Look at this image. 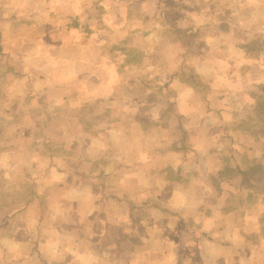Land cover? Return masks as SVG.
I'll use <instances>...</instances> for the list:
<instances>
[{"label": "crops", "instance_id": "obj_1", "mask_svg": "<svg viewBox=\"0 0 264 264\" xmlns=\"http://www.w3.org/2000/svg\"><path fill=\"white\" fill-rule=\"evenodd\" d=\"M2 10L0 38L14 39L0 40V65L27 60L28 72L39 54L49 58L48 41H21V30L36 27ZM155 11L167 23L129 28L140 33L137 57L101 55L82 42L71 45L74 57L62 53L59 74L45 63L31 81L13 76L19 101L2 107L1 126L27 128L32 150L46 146L29 154L46 168L35 189L46 195L45 212L27 220L38 231L22 232L16 218L13 233L0 234V264H100L118 249L144 264H176L184 252L202 264H248L239 245V260L223 256L228 241L250 239L252 258L264 259V205L255 195L238 199L264 162V0H173ZM148 42L157 45L151 53ZM187 176L204 183L192 188L181 182Z\"/></svg>", "mask_w": 264, "mask_h": 264}, {"label": "rangeland", "instance_id": "obj_2", "mask_svg": "<svg viewBox=\"0 0 264 264\" xmlns=\"http://www.w3.org/2000/svg\"><path fill=\"white\" fill-rule=\"evenodd\" d=\"M0 5L3 8L2 13L6 19H14L17 25L31 22V25L36 27V29L31 32L21 30L20 40L26 42L30 40L34 41V38H36V42L47 40V55L49 57L44 58V55L42 56L39 54L40 57L38 58L40 62L36 60V62L33 63V66L37 67L32 68L30 71L28 70V72H25L26 70L23 71L29 66L27 60L23 62L22 60L6 58L5 61L1 63L0 111H2L1 109L4 105L13 107L19 101L18 98L11 96V94L17 93L19 90V88L13 90L15 84V80H13L14 75L30 74L29 81H31L32 77L37 76L39 69L42 68L45 63L47 66L51 64L53 68L55 67L54 73H58V68L60 69L63 68L61 66H64L61 62L66 63V61H61L60 59L62 53H64V55L66 53L69 57H74L76 54L75 49L71 47L72 44H81L84 42V45L87 46L94 45L96 52L109 57L121 55L120 57L124 58L123 55L126 54L127 56V53L130 56L137 57L140 50V33L131 34L128 32L130 30L129 28L133 26L139 28V25L153 26L155 24L167 23L165 17H157L155 10L160 8H172L173 0H2L0 1ZM29 8H31V10ZM142 10L147 11L146 14L148 15L145 17H137ZM30 11L32 13H30ZM130 11L135 12V14L128 15ZM167 18L173 20L170 15ZM158 20L159 22H157ZM12 39H14V36L11 32L4 33V37L2 35L0 38V40H9L10 42ZM66 43L70 46L68 49H64V44ZM147 44L145 48L150 46V53L153 52L155 49H153L154 47L152 46L156 44L152 42H148ZM19 50L22 52L24 49L22 48ZM14 52H16V49L10 48L5 54L9 57ZM101 55L99 56L102 57ZM41 58L43 62H41ZM29 81L27 82L29 83ZM27 87L28 84H26V88ZM54 89L58 88L54 87ZM71 90H76V83L72 88L70 87V91ZM71 94L70 104L73 105L74 99L77 101V97H72L76 95V92ZM4 101L9 104H5L6 102ZM10 116H17V114ZM0 117L3 118L1 114ZM10 123L11 127L7 126V128L4 129L1 126L3 122L0 121V234L5 235H11L15 230L18 221L16 223V221L13 220L16 218L20 220L22 232L28 227H34V231H38L39 224L29 226L27 220L29 218L44 216V198L46 196L43 193L35 192L36 186L39 185L37 183L40 180L41 174L43 170L46 169L45 165L44 167H40L42 160H38L34 157V153L32 154L33 157L29 155L32 152H36L40 156L44 155L46 153V146L41 145L32 150L30 138L27 137L29 130L25 127L17 129L14 126L12 127V122ZM18 135L21 136L20 142H16L17 140L15 139ZM42 137L44 138V136ZM42 141L44 142V139ZM35 172L36 176L33 175ZM244 181L246 182H244L245 187L247 188L250 186V189L246 190L245 188V191H239L238 199L241 197L246 198L248 194L255 195V198L261 200L264 205V162L260 161L256 166V170L253 171V174L246 177ZM181 182L192 188H196V186L201 187L204 183H196L193 178L188 176L184 179L181 178ZM213 183L214 185L216 184L214 181ZM204 194L214 196V192L212 193V191L205 192ZM248 198L250 199L251 197L248 196ZM175 213L179 215L178 217L182 218L179 213ZM188 213L189 211L186 210V214H184L186 216L185 218L190 217ZM191 214H193V212H191ZM186 226L193 227V224L191 221L187 220ZM197 226L198 225H196L195 228H197ZM29 233L30 232L27 230L26 235ZM134 243L138 242L135 240ZM212 243L216 244L220 242L213 241ZM228 243H230L227 245L230 247V254H224V262L229 260V263H232L235 260H239V258L236 259V255H234L237 253L235 245H239L245 253L250 252V254L245 257V260L249 259L250 261L248 264H263V257L259 255V257H257L255 255L254 258H252L253 253L251 252L255 249L253 246L254 244H258L257 242L253 244L250 239L242 243L237 240H231L228 241ZM262 244L261 242L260 246ZM248 245L252 246L248 247ZM184 247L186 246L184 245ZM118 248L121 247L118 246ZM118 250L115 256L109 255V251H107V256L102 255L100 257V264H144L146 258H141L136 255L133 257L132 255H127L125 257L124 254L128 252V250ZM213 250L214 256L215 252L216 254H220V251L215 248ZM184 253L182 257L178 258L176 264H202L204 260L200 255L192 256L190 253ZM261 254H264V251H262ZM191 256L193 257L192 259ZM27 259L33 260L36 258L30 256ZM40 259V264H49L42 258ZM56 259L54 262L56 264H64V261H66L65 257H56ZM220 260V257H217V260L213 258V261L210 263L220 264ZM207 263L206 261V264Z\"/></svg>", "mask_w": 264, "mask_h": 264}]
</instances>
